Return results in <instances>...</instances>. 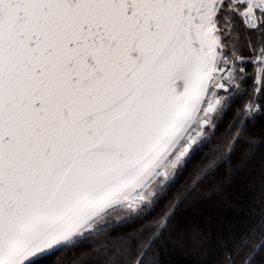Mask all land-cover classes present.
Instances as JSON below:
<instances>
[{
    "label": "snow or ice",
    "instance_id": "obj_1",
    "mask_svg": "<svg viewBox=\"0 0 264 264\" xmlns=\"http://www.w3.org/2000/svg\"><path fill=\"white\" fill-rule=\"evenodd\" d=\"M237 23L250 55L222 40ZM249 78L244 116L264 111V0H0V264L151 207Z\"/></svg>",
    "mask_w": 264,
    "mask_h": 264
},
{
    "label": "trees",
    "instance_id": "obj_2",
    "mask_svg": "<svg viewBox=\"0 0 264 264\" xmlns=\"http://www.w3.org/2000/svg\"><path fill=\"white\" fill-rule=\"evenodd\" d=\"M249 36L256 38L237 23L222 40L250 55ZM245 67L251 73L252 65ZM252 89L251 78L239 90L229 89L228 107L220 111L221 105L211 117L214 126L198 142L200 150L151 207L136 215L122 212L126 218L91 231L39 264H134L142 251L144 264H245L248 257L250 264H264V246H259L264 241V111L241 112ZM254 99L264 104L259 93ZM166 215L165 227L159 228ZM156 232L159 237L145 248Z\"/></svg>",
    "mask_w": 264,
    "mask_h": 264
},
{
    "label": "rangeland",
    "instance_id": "obj_3",
    "mask_svg": "<svg viewBox=\"0 0 264 264\" xmlns=\"http://www.w3.org/2000/svg\"><path fill=\"white\" fill-rule=\"evenodd\" d=\"M258 80H260V78ZM208 126L202 128L200 130L203 131V133L205 134L206 129L208 128ZM201 137L198 140V142L201 140ZM142 207H143V205H142ZM136 211H138V210H136ZM122 212L126 214L125 216H127V214H129V210H128V208L125 205H118V206H116V208L111 212V214L108 215V216H106L104 218V220L101 221L97 226H94L93 229H91V231H95L96 229L101 228V226H104L105 224L108 225V224H111L113 222H118V221H120L123 218H126L125 216H122L121 215ZM90 232H85L83 234V236L86 235V234H88V233H90Z\"/></svg>",
    "mask_w": 264,
    "mask_h": 264
},
{
    "label": "water",
    "instance_id": "obj_4",
    "mask_svg": "<svg viewBox=\"0 0 264 264\" xmlns=\"http://www.w3.org/2000/svg\"><path fill=\"white\" fill-rule=\"evenodd\" d=\"M228 91H229V89H228ZM206 127V126H205Z\"/></svg>",
    "mask_w": 264,
    "mask_h": 264
}]
</instances>
